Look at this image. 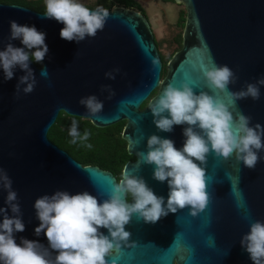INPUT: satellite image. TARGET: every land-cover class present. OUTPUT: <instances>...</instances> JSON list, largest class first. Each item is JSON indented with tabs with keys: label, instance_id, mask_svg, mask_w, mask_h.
I'll use <instances>...</instances> for the list:
<instances>
[{
	"label": "water",
	"instance_id": "obj_1",
	"mask_svg": "<svg viewBox=\"0 0 264 264\" xmlns=\"http://www.w3.org/2000/svg\"><path fill=\"white\" fill-rule=\"evenodd\" d=\"M174 1L185 5L187 16L182 47L169 60L163 78L154 30L140 11L121 6L107 9L109 17L103 30L77 43L62 39L64 25L45 18L44 12L0 2V50L9 42L12 20L46 33L49 48L43 61L47 79L41 76L42 65L30 63L37 79L30 94L21 92L19 98L16 96L23 70L16 68L13 79L5 80L0 68V168L6 170L18 193L25 224L23 232L14 234L18 244L21 238L38 241L54 258L58 253L49 247L46 235L35 234L40 224L35 200L66 190L70 194L88 191L103 203L119 182L113 172L82 164L49 138V129L60 111L88 118L101 128L126 120L122 136L136 159L128 161L123 172L142 177L158 196L165 198L166 206L167 181L154 179L155 166L144 163L138 153L148 151L147 140L153 134L170 138L182 148L187 125L174 126L171 132L158 130L149 108L152 100L169 82L180 86L189 78L196 94L207 91L227 103L226 94L210 89L199 70L210 58L218 65H228L239 77L229 85L231 91H239L264 76V0ZM11 43L23 47L20 40ZM116 68L120 69L116 79H108L105 73ZM102 85H111L115 90L111 99H107V92H101ZM154 91L156 94L151 96ZM260 92L259 100H238L233 110L234 115L240 111L250 116L251 126L264 125V85ZM92 94L104 102L103 111L93 118L79 103L82 97ZM259 156L256 167L250 169L235 156L225 160L211 152L205 165L211 194L208 207L197 217L190 215L188 207L178 209L156 223H146L134 214L125 230L131 233L129 243H136L131 247L122 244L117 253L107 257L109 264L112 260L117 264H253L240 241L250 231L251 222L264 221V150ZM6 196L7 191L0 188V208L7 207ZM8 215H13L10 208ZM2 220L0 214V223ZM100 231L109 234L106 228Z\"/></svg>",
	"mask_w": 264,
	"mask_h": 264
},
{
	"label": "clouds",
	"instance_id": "obj_2",
	"mask_svg": "<svg viewBox=\"0 0 264 264\" xmlns=\"http://www.w3.org/2000/svg\"><path fill=\"white\" fill-rule=\"evenodd\" d=\"M45 8V18L62 23L60 37L69 42L80 43L88 37L94 38L109 17L104 7L93 10L80 0H45ZM8 40L6 47L0 50V68L5 80L13 79L16 68L24 71L16 85L19 98L21 92L30 94L35 90L37 79L30 63L35 61L43 66L49 48L45 42L46 33L34 25H21L15 20L10 21ZM13 40H20L23 47L14 46ZM199 70L210 89L226 94L227 103L219 95L207 91L196 94L192 81L186 78L180 86L169 82L149 105L158 130L171 132L174 126L187 125L183 130L186 139L182 148H177L170 138L153 134L147 140L148 151L138 153L144 163L155 166L154 179L167 181L166 206L163 196H158L142 177L128 170L122 173L121 180L113 185L103 203L88 191L70 194L57 190L51 195H42L34 203L40 221L35 234L39 236L43 232L46 235L49 247L58 253L53 258L49 249L38 241L21 238L20 244L16 242L14 234L23 232L25 224L13 181L6 170L0 168V188L7 191V207L0 208L3 215L0 264H109L107 257L117 253L122 244L131 247L136 243H129L131 233L125 230L134 214L146 223H156L178 209L188 207L190 215L197 217L208 207L211 194L207 190L205 165L211 152L225 160L235 156L245 167L254 169L260 160L259 152L264 150V125L251 126L250 116L240 111L234 115L233 110L238 100L260 99L264 76L255 83H247L239 91H231L229 85L235 84L239 77L228 65H218L210 58ZM119 71L116 68L105 76L115 80ZM41 76L48 78L46 66L42 67ZM101 92L108 93L107 99L115 95L111 85H102ZM79 103L92 118L104 109V102L95 94L82 97ZM69 135L73 143L89 139L87 131L81 135L76 120L71 123ZM9 208L12 216L8 215ZM102 228L109 234L100 231ZM240 243L253 264H264V221L251 222L250 231L242 236ZM111 264L117 261L112 260Z\"/></svg>",
	"mask_w": 264,
	"mask_h": 264
},
{
	"label": "trees",
	"instance_id": "obj_3",
	"mask_svg": "<svg viewBox=\"0 0 264 264\" xmlns=\"http://www.w3.org/2000/svg\"><path fill=\"white\" fill-rule=\"evenodd\" d=\"M0 2L22 4L41 12H45L46 10L45 0H0ZM83 4L89 8L102 6L105 9H112V7L121 6L140 11L144 15L146 13L145 10L142 9L143 7L140 2L137 0H95ZM186 16V9L184 8L183 10H180L179 24L182 29L185 27ZM181 38H183L182 31H180L177 38H175L179 42V47L182 45ZM156 42L160 48V42L157 40ZM173 54L174 52L168 56H164L160 51L163 61L162 78L167 73V64ZM36 64L41 66V64ZM153 93H155V91ZM147 103L148 100L142 104L141 108H144ZM73 120L78 122L81 135H83L85 131L89 133V139L87 141L78 140L76 143L72 142V137L69 135V129ZM126 122V120H122L114 125L101 128L96 127V125H94L88 118L69 115L64 111H60L57 120L49 129L48 136L55 144L67 150L71 156L75 157L83 164H95L102 168H107L115 175L121 177L126 163L133 156L129 153L128 143L122 136ZM89 145H91V147H89Z\"/></svg>",
	"mask_w": 264,
	"mask_h": 264
},
{
	"label": "rangeland",
	"instance_id": "obj_4",
	"mask_svg": "<svg viewBox=\"0 0 264 264\" xmlns=\"http://www.w3.org/2000/svg\"><path fill=\"white\" fill-rule=\"evenodd\" d=\"M95 0H80L82 3H90ZM145 10V15L150 20L155 38L160 42L159 51L164 56L180 49L177 38L181 28L179 13L185 5L182 3L162 2V0H138ZM156 92V91H155Z\"/></svg>",
	"mask_w": 264,
	"mask_h": 264
},
{
	"label": "flooded vegetation",
	"instance_id": "obj_5",
	"mask_svg": "<svg viewBox=\"0 0 264 264\" xmlns=\"http://www.w3.org/2000/svg\"><path fill=\"white\" fill-rule=\"evenodd\" d=\"M138 1V0H137ZM139 2V1H138ZM162 2H173V3H177V2H175V1H170V0H162ZM181 47H182V45H181ZM180 47V48H181ZM156 94V92L155 93H153V95H155ZM153 95H151V96H153ZM75 158V157H74ZM76 159V158H75ZM136 159V157H134V155L132 156V158L129 160V161H134ZM79 161V160H78ZM81 162V161H80ZM82 163V162H81ZM83 164V163H82ZM84 165H86V164H84ZM90 165H95V164H90ZM98 166V165H97ZM100 167V166H99ZM102 168V167H101ZM103 169H105V168H103ZM107 169V168H106ZM105 169V170H106ZM108 171H111V170H109V169H107ZM112 172V171H111ZM115 175V174H114ZM116 176V178L118 179V181H120L121 180V177H119L118 175H115ZM128 201L129 202H132V198H131V196H129L128 197ZM175 264H177L176 262H175Z\"/></svg>",
	"mask_w": 264,
	"mask_h": 264
}]
</instances>
